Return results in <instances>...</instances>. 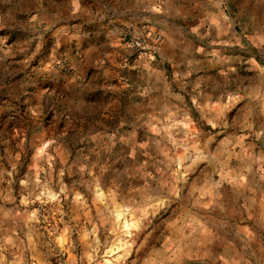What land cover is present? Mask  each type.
Listing matches in <instances>:
<instances>
[{"label": "rangeland", "instance_id": "1", "mask_svg": "<svg viewBox=\"0 0 264 264\" xmlns=\"http://www.w3.org/2000/svg\"><path fill=\"white\" fill-rule=\"evenodd\" d=\"M172 1L114 40L0 30V264H264V115L221 62H262L264 0Z\"/></svg>", "mask_w": 264, "mask_h": 264}, {"label": "crops", "instance_id": "2", "mask_svg": "<svg viewBox=\"0 0 264 264\" xmlns=\"http://www.w3.org/2000/svg\"><path fill=\"white\" fill-rule=\"evenodd\" d=\"M171 3L172 0H166L165 13L160 16L154 11L158 10L154 0H0V30L9 31L10 35L13 31H33L31 38L21 35L25 37L21 44L37 38L39 44L78 45L87 38L96 39L101 34L114 40L118 33L114 30L137 29L138 25H144L155 17H162L171 26L175 20L188 21L194 9ZM5 40L0 36V44ZM16 42L13 41L9 47ZM234 58L230 60L224 57L221 62L223 67L231 65L232 78L243 79L237 90V94L242 95V114L239 117H242L244 124L252 125L256 109L264 115V57L260 63L254 57ZM189 78L192 79V73H189ZM257 85L262 87L256 92Z\"/></svg>", "mask_w": 264, "mask_h": 264}, {"label": "built area", "instance_id": "3", "mask_svg": "<svg viewBox=\"0 0 264 264\" xmlns=\"http://www.w3.org/2000/svg\"><path fill=\"white\" fill-rule=\"evenodd\" d=\"M141 32L143 31L138 30L137 32L132 34L131 31H128L124 33V37H130L133 44H135L136 46H141L145 42L144 36Z\"/></svg>", "mask_w": 264, "mask_h": 264}]
</instances>
